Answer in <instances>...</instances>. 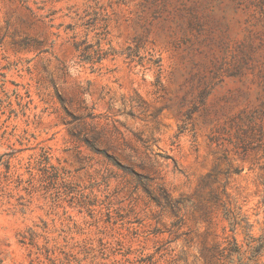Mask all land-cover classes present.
<instances>
[{
	"label": "rangeland",
	"instance_id": "374dc122",
	"mask_svg": "<svg viewBox=\"0 0 264 264\" xmlns=\"http://www.w3.org/2000/svg\"><path fill=\"white\" fill-rule=\"evenodd\" d=\"M263 241L264 0H0V264Z\"/></svg>",
	"mask_w": 264,
	"mask_h": 264
},
{
	"label": "trees",
	"instance_id": "16d2710c",
	"mask_svg": "<svg viewBox=\"0 0 264 264\" xmlns=\"http://www.w3.org/2000/svg\"><path fill=\"white\" fill-rule=\"evenodd\" d=\"M263 243H264V241L261 243V245H264ZM241 264H249V263H241Z\"/></svg>",
	"mask_w": 264,
	"mask_h": 264
}]
</instances>
